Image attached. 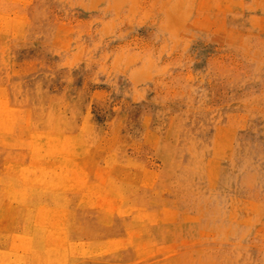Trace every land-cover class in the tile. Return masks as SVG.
Segmentation results:
<instances>
[{"label":"rangeland","instance_id":"374dc122","mask_svg":"<svg viewBox=\"0 0 264 264\" xmlns=\"http://www.w3.org/2000/svg\"><path fill=\"white\" fill-rule=\"evenodd\" d=\"M0 264H264V0H0Z\"/></svg>","mask_w":264,"mask_h":264}]
</instances>
